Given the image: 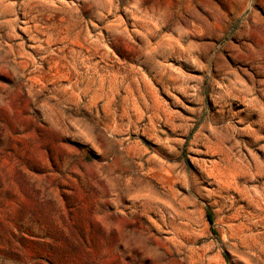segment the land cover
<instances>
[{"label": "rangeland", "instance_id": "1", "mask_svg": "<svg viewBox=\"0 0 264 264\" xmlns=\"http://www.w3.org/2000/svg\"><path fill=\"white\" fill-rule=\"evenodd\" d=\"M0 264H264V0H0Z\"/></svg>", "mask_w": 264, "mask_h": 264}, {"label": "trees", "instance_id": "2", "mask_svg": "<svg viewBox=\"0 0 264 264\" xmlns=\"http://www.w3.org/2000/svg\"><path fill=\"white\" fill-rule=\"evenodd\" d=\"M209 218H210V221L213 222V215H212V212H209Z\"/></svg>", "mask_w": 264, "mask_h": 264}, {"label": "bare ground", "instance_id": "3", "mask_svg": "<svg viewBox=\"0 0 264 264\" xmlns=\"http://www.w3.org/2000/svg\"><path fill=\"white\" fill-rule=\"evenodd\" d=\"M256 82V81H255Z\"/></svg>", "mask_w": 264, "mask_h": 264}]
</instances>
